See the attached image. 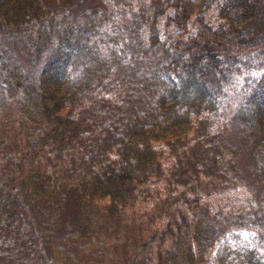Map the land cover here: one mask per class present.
<instances>
[{"label": "trees", "instance_id": "trees-1", "mask_svg": "<svg viewBox=\"0 0 264 264\" xmlns=\"http://www.w3.org/2000/svg\"><path fill=\"white\" fill-rule=\"evenodd\" d=\"M106 1L0 0V98L27 125L22 188L0 192V264H85L83 243L107 256L93 264H264V203L212 206L240 170L210 124L228 76L256 63L234 116L264 195V0H222L217 23L215 0H172L185 38L168 45L154 22L130 54ZM115 73L113 101L98 88Z\"/></svg>", "mask_w": 264, "mask_h": 264}, {"label": "rangeland", "instance_id": "rangeland-1", "mask_svg": "<svg viewBox=\"0 0 264 264\" xmlns=\"http://www.w3.org/2000/svg\"><path fill=\"white\" fill-rule=\"evenodd\" d=\"M172 0H107L110 9V17L107 20V28L115 33L118 39L117 48L124 53L130 49L133 43L140 38H148L152 24L155 22L159 28L162 40L168 45L182 38L186 33L172 24H167V13L172 11ZM222 0H215L203 6L206 18L212 23L220 20V6ZM191 30L196 29V22L191 21ZM249 71L236 70L228 76L225 86V92L220 99L218 108L210 113L211 129L214 132L222 133L224 138H228L235 146L227 156L226 166L231 167L230 160L234 157L237 170L231 167L233 176L229 182L231 187L224 188L226 192L212 196V206L214 209L220 205L226 208L227 212L236 215L239 211H253L254 208L264 203V195L260 193V179L255 169L254 158L251 157L245 141L247 134L241 129L242 124L235 118L234 114L241 102V95L244 93V83H252L260 69L256 63H251ZM110 86L98 88V93L114 97L113 101L118 98L121 90L117 74L110 78ZM245 87V90L247 89ZM27 133V125L21 114L16 108L14 102H9L5 98H0V192L2 198H11L13 193L20 191L22 181L25 180L26 165L24 158L21 157L23 148H27L23 139ZM165 164H167L171 155L165 152ZM9 193V194H8ZM214 197V198H213ZM219 205V206H218ZM146 209V208H145ZM70 215L68 208L66 211ZM248 231L245 232L247 234ZM80 257H83V263L93 264L101 260L99 257L107 258L102 252L94 253V248L89 244H82ZM104 264L105 262L102 261Z\"/></svg>", "mask_w": 264, "mask_h": 264}]
</instances>
